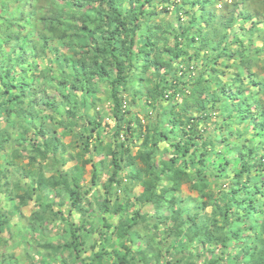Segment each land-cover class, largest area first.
<instances>
[{"label":"trees","instance_id":"1","mask_svg":"<svg viewBox=\"0 0 264 264\" xmlns=\"http://www.w3.org/2000/svg\"><path fill=\"white\" fill-rule=\"evenodd\" d=\"M6 1L1 0L0 6ZM251 1L172 0L175 24H163L162 21L156 23L159 17L156 5H168L169 0H64L65 7L70 9L68 13L60 14V8L65 7L56 8L55 16L48 21L42 18L46 28L32 29V37L40 46H33L32 62L27 55L21 57V52L31 47L30 41L21 37L20 32L8 31L0 22V52L5 47L7 52L11 51L12 58L8 63L0 59V115H4L6 123L5 127H0V150L8 146L12 160L27 154V169L19 175L29 183H25L27 188L24 189L17 180L15 187L23 190V194L13 195L6 188L8 184L0 181L4 186L0 191L10 194V200L17 201L19 206L29 201L36 203L38 208L29 219V232L46 255L53 254L57 259L64 250L67 257H59L60 264H70V260L74 264H162L161 249L147 244L143 249L139 246L140 249L132 251L126 245L132 243L129 235L139 223L154 218L153 230L157 232L161 225H171V235L180 245L179 249L196 247L198 257L207 253L206 264H264V78L259 79L249 70L251 62L264 54V14H256L260 18L253 20ZM49 2L54 4L55 0ZM183 6H186L185 11ZM23 9L28 10L25 5ZM228 11L247 19L248 26L246 29L241 26L240 34L231 33L230 21L226 25L220 23V16ZM181 13L188 20L181 19ZM226 34L233 39L229 41ZM256 34L260 47L252 40ZM231 45L239 50H230ZM61 46L66 47V51L58 54ZM222 56L227 57V61L232 60L234 63L230 66L236 68L235 74L225 82L219 78L224 73L215 69ZM38 57L50 58L48 69L45 64L44 70H35ZM194 61L201 62L200 69H196ZM31 64L28 74L27 67ZM36 72L43 87L46 82L47 86L54 83L52 89L58 97L55 95L49 101L41 99L40 103L35 101L39 87L30 79ZM96 79L110 86L112 117L117 123L114 135L118 137L122 133L124 137L117 145L105 151L106 146L100 143L91 145L92 134L81 135L83 147L76 151L75 142L71 141L69 147L61 142L62 137H76L66 127L58 135L48 129L45 121L40 120L39 125H35V120L41 116L38 107L54 111L60 106L57 98L71 102L73 97H85L92 92ZM131 82L134 87L130 86ZM141 83L148 84L146 90L137 88L142 87ZM137 90L140 96L146 95L150 111L158 103L167 101L171 105L179 99L178 110L171 105L165 118L170 133L175 136L169 151L158 150L161 141L168 136L163 132L158 136L155 132L149 133L146 127L138 136L141 139L139 150L132 155L126 147L134 138L133 133L140 131L141 124L136 115L124 110L121 92H127L133 103L139 97ZM213 110L226 114L224 122L216 128L221 129V133L215 138L202 139L198 127ZM122 114L130 116L125 131L120 126ZM132 123H135L133 132L127 135ZM58 125L64 124L58 122ZM96 125L91 123V132ZM226 127L233 129L228 133L230 136L224 133ZM250 130L252 133L246 136ZM31 132L34 136L29 140ZM195 138L200 139L198 145L194 143ZM222 145L225 151L232 149L234 153L216 154L215 147ZM67 148L74 151L70 159L75 164L62 171L63 162L57 153H66ZM85 155L91 156L85 159ZM93 155L100 159L94 162ZM38 158L50 163L46 168L39 167ZM87 164L92 165L90 185L83 187ZM107 164L111 165V170L106 171L103 196L84 204ZM43 169L51 175L45 177ZM123 169L128 170L127 178L142 188L134 201L138 205H152L151 217L139 211L129 218L121 215L125 208L112 190L121 185ZM219 181L223 183L214 194L209 185ZM184 184L197 194V200L178 198ZM52 194L59 199L57 204L52 201ZM65 202L69 204L67 217L75 213L80 216L79 223L70 222L68 238L54 245L46 238L47 227L51 222H69L60 209L53 211L55 206L61 207ZM207 208L210 213L205 212ZM118 213L116 224L106 219L107 214L117 216ZM97 215L100 224H87L86 220ZM5 216L0 213L1 246L6 242L1 235L8 228ZM36 231L42 232L41 239L36 238ZM92 234H97L96 239L90 246V254L84 257L87 238ZM187 256L171 258L165 264H192V255Z\"/></svg>","mask_w":264,"mask_h":264},{"label":"rangeland","instance_id":"2","mask_svg":"<svg viewBox=\"0 0 264 264\" xmlns=\"http://www.w3.org/2000/svg\"><path fill=\"white\" fill-rule=\"evenodd\" d=\"M224 1L232 3L233 0ZM63 2L64 0H55V3L52 4L49 2V0H7L4 4L0 6V13L2 18L0 22L4 25V27L8 28V31L14 32L15 34L20 32L21 37H25L30 41L31 47L25 52H21V57L27 55L28 61L32 62V59L35 55L33 46L40 47L39 41H35L34 37H32L34 36L32 33V29L40 30L42 27L46 28L47 24H45L46 22L42 18L45 17V20L48 21L52 15L55 16L56 8L65 7L66 4ZM171 2L172 0H169L168 5L164 6H161L159 4L156 5V12L159 15V17L155 19L156 23L162 21L163 24H173L175 17L172 11L174 7ZM262 2L263 1L253 0L249 3V5H251V12L254 13L252 17L253 20L260 18L258 16L260 13L264 14V2ZM29 4H32V7H30ZM24 5L28 8V10L23 9ZM249 5H247V9H249L250 11ZM35 7L36 9H33ZM69 10V7L60 8V14L68 13ZM185 10L186 6H183V11ZM179 16L181 19L183 18L185 20H188V17H183L182 13L179 14ZM32 17H35L33 22L30 21V18ZM242 17L243 15L239 16L235 13H231V11H228L222 16H220L221 20L219 21L223 25H226L227 22L230 21V23H232L231 33L233 34L234 31H237V33L240 34L241 31L239 28L242 26L246 29L248 26L247 19H243ZM204 20L207 21V18L204 17ZM16 26L18 27L16 28ZM43 33L46 34V31H44ZM37 37L39 38V36ZM227 38L230 41L233 39V36L229 34V37L227 36ZM168 40L171 43V39ZM252 40L254 41L257 47L261 46L259 35L256 34L252 36ZM51 44L55 45L57 43L51 42ZM232 48H234V52L239 50L236 45H231L230 50ZM65 51L66 47H58V54H62ZM46 53L49 54L48 50H46ZM2 58L5 62L8 63V59H12L11 51L7 52L4 47L3 51L0 52V59ZM48 59L50 58L48 57L47 59H40L38 57L36 59L38 60V62L35 67V70H38V72L41 69L44 70L46 68L45 64L47 65L48 63ZM235 62L238 63V59H235ZM194 63L196 64V69H200L201 62L194 61ZM232 63H234L232 62V60L227 61V57L223 56L217 60V64H215V69L224 73L223 77L219 75V78H221L222 82H225L229 76L235 74L236 68L230 66V64ZM32 64L27 67V71L32 68ZM251 64V67H249L250 72L257 74L259 79L264 78V54L259 55L254 61L251 62ZM48 65L46 69H48ZM244 67L246 68L247 66L244 65ZM38 72H36V74L34 73L32 77L33 79H30V82H32L33 85L39 87L38 92L35 96V101L40 103L41 99L48 101L52 100V98L56 95V92L52 89L54 83H52V86H47L48 83L46 82V87H43V84L40 83V79H38ZM244 72L246 74L248 73L246 70ZM141 85L142 87L137 86V88L141 91L146 90L145 88L148 87V84L145 83H141ZM130 86L134 87L135 84L131 82ZM109 88V84H107L105 81L101 82L96 79L92 92L85 95V97H73L71 99V102L63 100L61 98H57V101H59L60 106H57L54 111H49L44 107L40 106L38 107V112L41 113V116H39L37 120H35V125L38 126L40 120L45 121V125L48 126V129L54 130L55 134L58 135H60L62 130L66 127V129H68L72 135H76V137H72L70 135L62 137L61 142L67 147H69L68 144H70L71 141L75 142L76 151H79L83 147L84 139L80 138L81 135H84L85 137L90 134H92L91 145H97L100 143L101 145L106 146L105 151L107 150V148L111 149L113 148V146L117 145L119 141H122L124 137L122 133L118 137H115L114 135L117 129V123L112 117V100L110 98ZM137 94L139 97L136 98L135 102L132 103L131 96L127 92H121L122 98L124 100L123 102L126 103H124V110L129 111V113H131L132 115H136L137 119L141 124L140 131H136L135 133H133L134 138L129 140V142L126 144V147L129 149L130 153L134 155L139 150L141 144V139H138L139 133L141 132L143 134L145 131L143 128L146 127L148 128L149 133L155 132L158 136V134L163 132L168 136V139L161 141L158 150L161 152L169 151L171 142L175 140V136L170 133L171 128L167 125V119L165 118H167L171 105H174L173 109L178 110L179 99H176L171 105H168L167 101L158 103L155 109L153 111H150L149 107L147 106V103L145 102L146 95L140 96V91L138 90ZM56 97L58 96L56 95ZM210 114L211 115L208 116V118H206L204 121H202L198 127V134L202 139H209L212 137L215 138L219 136L218 133H221V129L217 130L216 128H218L219 125H221L224 122L223 120L226 118V114L219 113L217 112V110L210 111ZM122 115L123 118L121 119L120 126L123 128V131H125L130 116L125 114ZM58 122H63L64 125L59 126ZM88 122H94L95 124H97L94 127V132H91L92 126L91 123ZM26 123L30 124L29 121H27ZM5 124L6 123L4 121V115L1 114L0 127H5ZM129 127L131 128V131H128L126 133L127 135H130V133L133 132L132 130L135 127V123H132L131 125H129ZM240 127L243 128L244 126L240 125ZM223 130L225 134L229 135L231 134L229 133V131L233 129H227L226 127ZM231 132L233 133V131ZM177 133L180 134V130L177 131ZM251 133L252 130H250L246 134V136ZM33 136L34 133L31 132L28 136V139H32ZM229 140L232 141L233 137H229ZM194 143L198 145L200 143V139L195 138ZM223 146L224 145L215 147L214 151L216 152V154L223 155L228 152H230V154L234 153L232 152V149L231 151L230 149H228V152L225 151L223 149ZM89 151H92L91 147L89 148ZM73 152L74 151H72L70 148H67L66 153H57L58 159L62 160L63 162L62 171H67L68 169L72 168V166L75 164L74 160L70 159ZM26 156L27 154H25V156L23 154L19 159L12 160L8 146L0 150V170L3 172L2 174H0V181L1 184H8L6 185V188L12 191L13 195L23 194V190H18L15 187V182L17 180L21 181V186L24 189L27 188L25 183L29 184L25 177L21 178V175H19L21 171H25L27 169L25 167L28 162ZM90 156L91 155H85V159H88ZM93 158L94 162L100 159V157L96 155H93ZM40 160L41 159L38 158L37 164L39 165V167L42 168H46V164L50 163V160ZM10 162H12V164H10ZM107 166L108 167H106V170L103 171L102 176L98 180L97 185L93 188L91 187L90 194L83 201L84 204L85 202L93 203L94 197L101 198L103 196L102 186L104 184V181L106 180V171L111 170V165L107 164ZM43 171L45 177H49L51 175L50 171H47L45 169H43ZM91 171L92 165L87 164L84 168L83 187L90 185ZM127 174V169H123L120 172V177H122L121 185L112 190L114 196L117 195L119 197L120 203L125 208L124 213L122 212L121 215H125L126 218H129L133 212L139 211L140 213L146 214L147 216L151 217L154 214V209L152 208V205H138L134 201L135 197L140 195L142 188L137 186L134 181L129 180L127 178ZM230 176H232V174H230ZM221 183L223 182L219 181L215 182L214 184L210 183L209 190L214 191V194H216L218 190L217 186H220ZM2 187L4 186L0 185V189ZM9 195L10 194H6L3 191H0V213L3 216L6 215L5 218L8 222V228L1 235V238H3L6 242L3 246H1L0 244V264H60L58 258L67 257V252H63V250L61 253H59L57 259L53 254H49V256L46 255V252L41 247H39L35 243L34 238L31 237L32 233L29 232V219L32 218L33 212H35V210H37L38 208L36 203L34 201H29L27 205L19 206L17 201L10 200ZM114 196L111 197V202L114 200ZM51 198L52 201H54L56 204L57 202H59V199L57 198L56 194H52ZM178 198H192L197 200V194L191 191L187 184H184L180 189ZM197 204L195 203V205ZM58 209L63 212L65 218H67L69 222H51V225L47 227L46 238H49V242L54 245L60 244L62 241H65L68 238V224L70 222L78 224V219H80V216L75 213H72V217H67V212L69 211V204L66 202L61 205V207L55 206L53 208V211L56 212ZM205 212L210 213V208L205 209ZM119 217L120 213H118L117 216H112V214L106 215V219L113 224L117 223ZM86 221H88L87 224H90L92 222L100 224V216L97 215L96 217H93L92 219ZM154 222V218H147L145 222L139 223V225L134 230L135 232L133 231L134 233H130L129 236L132 240V243L127 242L126 245L129 246L132 251L140 249L139 246H141V248L143 249L148 244L147 246L162 250V264L167 263L168 260H170L171 258H180V255L188 257L187 255L190 254L192 255V257L190 258L192 264H206L208 258L207 253H203L198 257L196 254H199V250H196V247H194V249L192 250L179 249L180 245L175 242L171 235V225H161L159 227V231L156 232V230L152 229V223ZM36 234V238L38 239H41L43 237L42 232L39 233V231H36ZM96 236L97 234H92L88 236L87 243L84 248V257L90 254V246L92 245L93 240L96 239ZM151 236H153V238H150ZM180 251H182V253H179ZM217 251L219 253L220 248ZM70 264H74V262L70 260ZM150 264H153V262H151Z\"/></svg>","mask_w":264,"mask_h":264}]
</instances>
